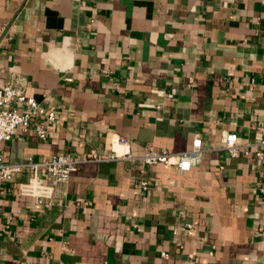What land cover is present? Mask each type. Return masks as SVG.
Returning <instances> with one entry per match:
<instances>
[{"label": "crops", "instance_id": "obj_1", "mask_svg": "<svg viewBox=\"0 0 264 264\" xmlns=\"http://www.w3.org/2000/svg\"><path fill=\"white\" fill-rule=\"evenodd\" d=\"M9 81L58 121L45 138L18 126L4 161L84 158L120 136L134 155L196 136L202 152L184 171L82 161L48 205L21 191L31 169L0 179V264H264V156L221 146L264 137V0H0Z\"/></svg>", "mask_w": 264, "mask_h": 264}, {"label": "built area", "instance_id": "obj_2", "mask_svg": "<svg viewBox=\"0 0 264 264\" xmlns=\"http://www.w3.org/2000/svg\"><path fill=\"white\" fill-rule=\"evenodd\" d=\"M66 79L71 78L67 77ZM168 95L172 96V93L170 92ZM18 104L21 106L20 109L17 107ZM31 121H33L34 132L40 138H45L48 125L57 122L58 117L54 108L43 105L34 96L28 95L16 87L12 81L0 86V140L11 138L18 126L24 130L28 129ZM117 141L127 147L109 152H96L91 149L84 158L70 152H61L51 154L41 161L28 159L8 162L4 161L0 151V179L7 181L25 169H31L32 173L27 181L22 183L21 191L31 195L36 203L48 205L54 198L55 190L68 180L82 161L128 158L139 160L143 166L157 162L174 164L178 170L184 171L190 169L193 163L200 159L202 152V140L199 136L193 138L190 148L177 153L149 144L142 154L134 155L128 147V138L120 136ZM221 146L233 156L240 153L247 154L249 148L254 146L255 155L259 158L264 156V137H260L253 143H242L238 140L236 132L227 131L222 137ZM140 183L142 187H146L148 180L142 178ZM260 191L264 194V186L260 187ZM186 226L190 227L191 224L186 223ZM162 254H166V252L162 251Z\"/></svg>", "mask_w": 264, "mask_h": 264}]
</instances>
